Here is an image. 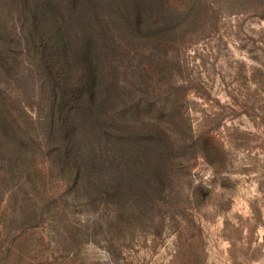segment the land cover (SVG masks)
<instances>
[{"label":"rangeland","instance_id":"rangeland-1","mask_svg":"<svg viewBox=\"0 0 264 264\" xmlns=\"http://www.w3.org/2000/svg\"><path fill=\"white\" fill-rule=\"evenodd\" d=\"M33 1L0 0V264H85L89 240L112 264H264V0H155L168 36L116 63L158 169L98 173L69 154Z\"/></svg>","mask_w":264,"mask_h":264},{"label":"trees","instance_id":"trees-1","mask_svg":"<svg viewBox=\"0 0 264 264\" xmlns=\"http://www.w3.org/2000/svg\"><path fill=\"white\" fill-rule=\"evenodd\" d=\"M31 4L44 14L35 18L30 37L41 72L50 76L54 106L71 143L69 154L87 162L95 173L115 158L121 162L117 172L158 169V151L149 148L151 134L149 140L140 136L135 141L129 123L117 119L118 75L124 64L116 62L117 55L143 58L142 42L167 37L169 28L157 35L154 30L160 29L158 22H164L166 14L156 9L155 0H34ZM125 40L134 41L136 47L126 52Z\"/></svg>","mask_w":264,"mask_h":264},{"label":"clouds","instance_id":"clouds-1","mask_svg":"<svg viewBox=\"0 0 264 264\" xmlns=\"http://www.w3.org/2000/svg\"><path fill=\"white\" fill-rule=\"evenodd\" d=\"M87 215L94 214L89 213ZM81 256L84 258L85 264H112V257L108 250L92 240L82 244Z\"/></svg>","mask_w":264,"mask_h":264}]
</instances>
